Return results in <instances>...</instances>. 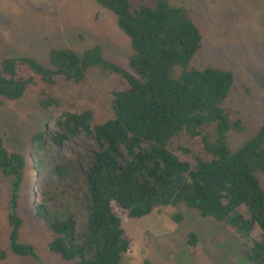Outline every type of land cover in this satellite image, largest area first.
Masks as SVG:
<instances>
[{
	"label": "trees",
	"instance_id": "1",
	"mask_svg": "<svg viewBox=\"0 0 264 264\" xmlns=\"http://www.w3.org/2000/svg\"><path fill=\"white\" fill-rule=\"evenodd\" d=\"M90 1L115 14L131 39L129 70L114 66L100 47L83 55L52 50L47 67L32 58L3 62L0 97L9 100L22 98L39 79L49 86L61 77L81 83L97 66L126 82L124 89L113 93V119L96 124L90 111L67 112L54 121L52 132L31 139L39 150L48 143L60 147L79 139L92 143L85 152L87 170L63 184L48 182V189L39 188L44 165L27 173V158L8 152L0 136V171L12 180L10 251L34 255L31 247L17 242L22 226L18 209L26 193L34 219L56 236L50 251L73 264H121L133 252V244L119 225L147 217L160 206L178 205L194 209L200 218L234 227L242 239L243 257L264 264V187L258 178L264 174V127L237 152L227 145L225 131L243 130L242 122L231 121L221 108L233 89V74L213 67L190 68L202 36L184 11L169 8L168 0L139 8L130 0ZM60 103L48 95L41 106ZM207 120L221 121L219 137L203 139L212 159L180 161L169 143ZM73 171L60 166L57 172L61 176ZM256 227L260 241L251 237ZM189 237L194 243L195 236ZM7 255L0 250V260Z\"/></svg>",
	"mask_w": 264,
	"mask_h": 264
},
{
	"label": "rangeland",
	"instance_id": "2",
	"mask_svg": "<svg viewBox=\"0 0 264 264\" xmlns=\"http://www.w3.org/2000/svg\"><path fill=\"white\" fill-rule=\"evenodd\" d=\"M157 1L130 0L135 8L154 7ZM168 4L172 10L184 11L201 33L202 47L190 68H220L234 76L233 89L221 108L231 121L243 124L242 131L224 132L227 145L237 152L264 127V0H168ZM96 47L114 66L129 70L131 39L116 15L95 1L0 0V72L8 59L32 58L47 67L52 50L83 55ZM125 87L118 74L97 66L81 83L61 77L49 86L39 79L18 100L0 97L3 147L27 158V173L44 165L37 180L39 188L48 189V182L63 184L87 170L85 152L92 143L80 139L61 147L48 143L39 150L32 147L31 139L37 133L52 132L54 121L67 112L90 111L96 124L113 119V93ZM48 95L58 97L60 106L43 109L41 101ZM220 122L195 123L189 132L174 137L169 149L183 162L194 163L196 158L210 161L203 139L215 141ZM60 166L75 171L60 176ZM258 178L264 187V174ZM11 182L0 171V250L8 252L0 264H73L50 251L56 236L34 219L25 203L26 193L24 205L18 209L22 226L17 242L31 247L34 255L10 251ZM59 204L65 206L63 200ZM119 228L133 244V252L125 255L121 264H252L241 253L242 239L234 227L200 218L184 205L160 206L147 217L122 222ZM190 235L195 236L194 243ZM251 237L262 240L261 231L254 228Z\"/></svg>",
	"mask_w": 264,
	"mask_h": 264
}]
</instances>
